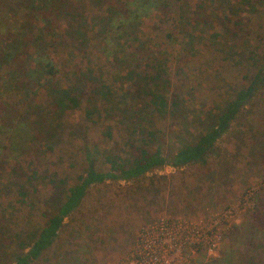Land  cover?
Segmentation results:
<instances>
[{
	"label": "rangeland",
	"instance_id": "obj_1",
	"mask_svg": "<svg viewBox=\"0 0 264 264\" xmlns=\"http://www.w3.org/2000/svg\"><path fill=\"white\" fill-rule=\"evenodd\" d=\"M125 1L0 0V48L13 37L39 36L57 67V79L65 87L71 71L84 69L87 63L108 67V40L98 34L100 28L94 26L93 18L106 15L110 6L118 7ZM62 5L67 6L65 11L76 10L86 20L89 44L85 54L71 52L73 48L63 38L67 20L62 17ZM182 5L186 20H179L171 7L165 14L152 13L134 28L145 46L140 54L167 59L171 81L168 97L183 100L189 114L185 122L155 117L151 126L147 125L168 148L190 141L198 132L193 117H203L219 105L227 88L239 85L243 75L215 53L218 44L231 43L228 36L219 41L211 38L220 15L217 6L210 0H184ZM258 16L252 18L253 45L260 42L256 35L261 30L258 27L264 25V20L260 22L264 9ZM27 63L36 67L32 59ZM106 80L110 83L108 77ZM82 118L81 109L69 114L64 123L70 136L64 135L61 144L44 155L37 154V147L22 133L0 129V227L8 233L41 228L45 221L42 213L59 200L61 191L53 194L54 188H48V180L38 179V174L56 173L67 187L75 184L86 164L81 148L84 143L76 138L86 139L89 147L96 144L99 152L126 151L121 142L125 134L118 126L111 128L112 138H108L101 127L111 124L109 120L102 118L92 127L82 123ZM15 126L13 123L11 130ZM102 162L99 157L98 166L107 169ZM33 171H37L35 179L20 183L24 184L22 192L27 193L21 198L20 186L15 184L20 179L17 174L22 177L24 173L28 179ZM229 209L233 217L230 215L228 223L220 221L219 238L196 246L194 253L188 254V264H264V89L216 144L206 164L163 167L134 181L92 186L80 207L65 220L51 248L33 264H118L115 262L128 253L138 232L147 225L160 219L203 221L207 232L209 224ZM6 244L0 243V264L13 262L15 246Z\"/></svg>",
	"mask_w": 264,
	"mask_h": 264
},
{
	"label": "trees",
	"instance_id": "obj_2",
	"mask_svg": "<svg viewBox=\"0 0 264 264\" xmlns=\"http://www.w3.org/2000/svg\"><path fill=\"white\" fill-rule=\"evenodd\" d=\"M183 1L127 0L118 7L110 6L105 10L106 15H95L94 26L100 28L98 34L108 40L105 43L108 67L87 63L84 69L71 71L65 87L57 79V67L48 49L41 45L39 36L13 37L0 48V129L7 133H22L32 146L37 147L35 152L44 155L53 152L64 135L70 136L64 120L73 111L81 109V122L86 125L94 127L102 118L111 122L101 127L108 138H112L111 128L118 126L125 134L121 142L126 147L124 153H120V149L99 152L96 144L89 147L86 139L76 138L84 143L81 148L86 164L74 185L67 187L66 181L58 179L56 173L38 174V179L48 180L47 186L54 188L53 194L61 191V196L51 209L42 213L45 221L41 228L16 234L0 227V243L15 246L12 264H33L51 248L65 220L80 207L92 186L109 181H134L163 167L206 164L208 156L214 154L216 144L264 89V25L258 27L261 30L256 35L259 45L252 44L251 30L253 19L264 9V0H210L220 12L211 38L219 41L228 36L227 40L231 42L218 44L215 53L243 73L241 82L228 87L222 102L206 111L203 117H193L198 132L190 141H182L178 147H164V139L147 125L151 126L155 117L185 122L189 114L183 100L168 97L171 81L167 59L160 55L140 54L145 46L134 28L152 13L163 11L165 14L164 10L171 7L177 11L179 20H186ZM62 9V17L67 20L63 38L73 48L71 52L85 54L89 44L86 20L76 10L67 12L65 5ZM185 29L190 31L188 27ZM132 43L135 44L131 46ZM31 59L35 68L27 63ZM39 97H42L40 103ZM13 123L17 126L11 130ZM99 157L107 169L98 166ZM36 173L33 171L28 179L24 173L22 177L17 174L20 179L15 180V184L20 186L21 198L27 193L22 192L24 184L20 183L23 179L27 183L32 181Z\"/></svg>",
	"mask_w": 264,
	"mask_h": 264
},
{
	"label": "built area",
	"instance_id": "obj_3",
	"mask_svg": "<svg viewBox=\"0 0 264 264\" xmlns=\"http://www.w3.org/2000/svg\"><path fill=\"white\" fill-rule=\"evenodd\" d=\"M232 209L219 214L205 231L203 221H169L160 219L143 227L137 234L135 244L118 264H188V254L207 239L216 241L222 223H228ZM220 227V228H219ZM187 252V253H186Z\"/></svg>",
	"mask_w": 264,
	"mask_h": 264
}]
</instances>
